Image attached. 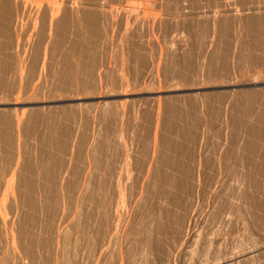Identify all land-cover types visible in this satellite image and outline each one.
Returning a JSON list of instances; mask_svg holds the SVG:
<instances>
[{"label":"rangeland","instance_id":"rangeland-1","mask_svg":"<svg viewBox=\"0 0 264 264\" xmlns=\"http://www.w3.org/2000/svg\"><path fill=\"white\" fill-rule=\"evenodd\" d=\"M26 1L0 25V264H264V62L245 27L264 0H98L102 34L72 21L61 44L80 45L77 85L52 42L75 0H37L61 8L43 48Z\"/></svg>","mask_w":264,"mask_h":264},{"label":"bare ground","instance_id":"bare-ground-1","mask_svg":"<svg viewBox=\"0 0 264 264\" xmlns=\"http://www.w3.org/2000/svg\"><path fill=\"white\" fill-rule=\"evenodd\" d=\"M18 1V0H17ZM24 1V0H23ZM30 1V0H29ZM28 1V3H30ZM36 1L37 0H35L34 2L36 3ZM41 1V0H40ZM45 1H49V0H45ZM45 1H43L44 3H45V6H43L44 8H46V5H47V9L45 10H43V8H42V6H40L39 5V2L37 3V7H39V9H40V7H41V9L43 10V14L41 15V17H42V21H41V24H42V26H40V28H41V30L39 29L38 31H40L39 33H40V35L38 34V36H36V37H38L39 38V36H40V41L38 42V44H40V42H43V37L46 39V37L45 36H47L48 37V34L47 33H49V36H50V34H51V32H46V30H48L49 28H51L52 27V25H51V27H49L48 29H47V27H48V25H50V21H52V18L53 17H56L57 15H58V13L56 12L55 13V10L57 9V10H59L60 11V6H56V5H54V3L52 4V5H50V3H48V4H46L47 2H45ZM67 1V2H66ZM65 1V5L68 3V2H70V1H68V0H66ZM19 2H20V0H19ZM26 4H27V1L25 0L24 1ZM24 2H22V3H24ZM32 2H33V0H32ZM31 2V3H32ZM33 2V3H34ZM42 2V3H43ZM73 2H74V0H73ZM15 3H16V1H15ZM22 3H19V4H14L13 2H12V0H0V25H1V23H4L3 21H5L6 20V22H11V20H14L15 19V17L17 16V15H19L18 13L20 12V10H22V9H24L23 7H25L24 5H23V7L22 8H20V6H21V4ZM44 3H43V5H44ZM70 3H72V2H70ZM77 3L78 2H76V0H75V2H74V6H75V4H76V8H78V5H77ZM82 3V0H80V3L79 4H81ZM97 3H98V0H84L83 1V5L82 6H85V5H90V6H92V7H90V6H88L89 7V9H88V7H80V8H78L77 10H76V8H74L73 9V7L71 8V11L69 10V8H70V6H69V8H67V7H64L65 9V11L63 12L64 14H63V16L62 17H59V15H58V18H59V20L58 19H56L55 21L57 22H55V21H52V22H54V23H56V27H55V29H56V32H55V35H56V40L57 41H52V42H55L58 46L59 45H61L62 43H63V41H65V40H63V38L64 37H66L67 36V39H69V33H68V30L70 29L71 30V28H69L70 27V22H72L73 21V23L75 22V27L76 28H72V30L71 31H69V32H71V33H73L74 31H73V29H75V34H73L74 36L76 35V37L77 36H80L79 34H80V30H81V26H85V27H87L86 29V31H88V32H90L89 34L91 35V36H94V37H97V36H99L100 34H102V32H101V24L103 25V23H101L102 21L100 20V18H101V15L103 14V13H107L106 12V8L107 7H105L104 5H99V3H98V5H97ZM69 4V3H68ZM68 4H67V6H68ZM73 4V3H72ZM20 5V6H19ZM27 5H29V4H27ZM31 5H34V4H31ZM31 5H29V6H31ZM39 5V6H38ZM29 6H27V8H29ZM36 6V4L34 5V7ZM98 6V7H97ZM34 7H33V9H34ZM96 7H97V9H96ZM30 9H32V6L30 7ZM29 9V10H30ZM36 9H38V8H36ZM40 9V10H41ZM24 10H26V9H24ZM40 10H37V11H39L40 12ZM41 10V11H42ZM28 10H26L25 12H27ZM33 11H35V12H37L35 9L33 10ZM45 11V12H44ZM24 12V11H23ZM34 12V13H35ZM39 12H37V13H35V17H37V16H40V15H36V14H38ZM50 13V14H49ZM8 14V15H7ZM39 14H41V12L39 13ZM57 14V15H56ZM15 15V16H14ZM24 15V14H23ZM49 16H51V18H48ZM17 18H19V16L17 17ZM21 18V17H20ZM38 18V17H37ZM11 19V20H10ZM40 19V18H39ZM48 19H51V20H49L48 21ZM102 19V18H101ZM18 20V19H17ZM17 20H16V22H17ZM38 19H36L35 18V20H33L32 21V25L29 23V25L32 27L33 26V24L35 25V22L34 21H37ZM54 20V19H53ZM226 20V19H225ZM229 20V19H228ZM31 22V21H30ZM39 22V21H38ZM49 22V23H48ZM128 22V21H127ZM126 22V23H127ZM230 22V21H229ZM220 23V22H219ZM16 24V23H15ZM40 24V25H41ZM230 24V23H229ZM245 24V23H244ZM17 25L18 24H16V28H17ZM36 25H39L38 23H36ZM105 25V24H104ZM228 25V22L227 21H225V22H223L222 23V27L224 28L223 30H225ZM53 26H54V24H53ZM73 26H74V24H73ZM83 26V27H84ZM2 27H3V24H2ZM20 27V26H19ZM23 27H25V26H23ZM22 27V28H23ZM27 27V26H26ZM25 27V28H26ZM39 27V26H38ZM245 27L248 29V33L249 34H251V35H254L255 37V40L257 41V43H258V46L261 48V52L263 53V57H261V62H264V19L262 18V16L261 15H257V14H255V15H252V16H250L249 18H247V21H246V25H245ZM15 28V27H14ZM33 28H34V26H33ZM54 27H52V29H53ZM19 29V28H18ZM17 29V30H18ZM24 29V28H23ZM27 29V28H26ZM29 29L30 28H28V31H29ZM36 29V31H37V27L35 28ZM35 29H33V31L35 30ZM219 29V28H218ZM14 30V29H13ZM20 30H22V29H20ZM51 29H49L48 31H50ZM227 30V29H226ZM246 30V29H245ZM24 31V30H23ZM28 31L26 32H22L24 35H25V33H26V35L28 34ZM32 33H33V31H32V29L30 30ZM52 31V30H51ZM73 31V32H72ZM83 31H85V29H83L82 31H81V33L83 32ZM15 32H18L17 34H19V31H16L15 30ZM87 32V33H88ZM22 33H20V34H22ZM32 33L30 34V32H29V34L31 35V38L29 39L28 37H27V39H29L28 41H29V43L31 42L30 40L32 39V38H34V37H32L33 35H32ZM34 33H35V31H34ZM45 34H47V35H45ZM84 34V33H83ZM82 34V35H83ZM71 35V34H70ZM250 35V36H251ZM27 36H29V35H27ZM249 36V37H250ZM72 37V35L70 36V38ZM75 37V38H76ZM25 38H26V36H25ZM37 38V39H38ZM50 38V37H49ZM48 38V39H49ZM74 37H72L71 39H73ZM74 38V40H76ZM36 39V38H35ZM54 39V38H53ZM65 39V38H64ZM25 40V39H24ZM33 40V39H32ZM73 40V41H74ZM78 40V39H77ZM247 40H249V38H247ZM246 40V42L247 43H249V41H247ZM23 41V40H22ZM68 41V40H67ZM70 41V40H69ZM68 41V42H69ZM82 41V40H81ZM245 41V40H244ZM251 41V40H250ZM252 41H253V39H252ZM256 41H254V42H256ZM24 42V41H23ZM26 42V41H25ZM37 42H36V44H37ZM48 42V41H47ZM72 42V40L69 42V43H71ZM78 42V41H77ZM83 42V41H82ZM17 43L19 44V42L17 41ZM27 43V42H26ZM26 43H25V45H26ZM29 43H28V45H29ZM32 43H34L33 41H32ZM45 42H43V44H44ZM50 43V42H49ZM44 44V46L42 45V48L43 47H46L45 45H50V44ZM253 43V42H252ZM23 44V43H22ZM22 44H20L21 45V47H23V49H21V50H23L24 52L27 50L28 51V49H31L30 47H33V45L32 44H30V45H32V46H27L28 47V49H26V50H24L25 48H24V44H23V46H22ZM68 43H66V45H65V42H64V44H63V46L65 45V46H68L67 45ZM72 44V47H68V48H70V49H68L66 52H65V50L67 49L65 46H64V48H66L65 50H64V48L62 49V45H61V50H63L64 52H65V54H64V52L62 51L61 52V50H60V52L61 53H63L62 55H63V67H64V69H65V71H63L64 73V76L62 77L61 75H59V76H61L62 77V79H61V81L62 80H64V78H65V83H64V81H63V83L66 85V84H69V83H71V80L72 79H74V81H75V83H73V80H72V83H73V85L74 84H76V80H77V78H76V76H78L79 77V74L78 73H80V69H81V67H82V65H81V67H79L80 69L77 71V75L74 77L73 75H74V72H75V70L76 69H78V66H79V62L78 63H76L75 62V60H74V58H75V55H72V54H75V53H73V51L75 52V48L77 47V45H76V47H75V44H76V42H72L71 43ZM71 44H69V46L71 45ZM216 44V43H215ZM17 45V44H16ZM249 46H250V48L252 49L253 47H251V45L250 44H248ZM257 45V44H256ZM19 45H17V47H18ZM38 46H40L41 47V45H38ZM52 46H53V44H52ZM56 46V45H55ZM78 46H80V45H78ZM254 46V45H253ZM20 47V46H19ZM18 47V48H19ZM39 47V48H40ZM54 47V46H53ZM60 47V46H59ZM59 47H58V50H59ZM56 48V47H55ZM73 48H74V50H73ZM246 48H249V47H247V45H246ZM57 49V48H56ZM56 49L54 50L55 51V53L54 54H56ZM78 49V48H77ZM32 50V49H31ZM36 50V49H35ZM37 50H38V52H40L39 51V49L37 48ZM250 50V49H249ZM22 51V52H23ZM26 51V52H27ZM33 51H34V48H33ZM23 52V54H25ZM36 53L35 52V55L36 54H39V53ZM59 52V51H58ZM57 52V58H60L59 60L58 59H55V61L56 60H58L59 62L58 63H60L61 62V53H60V57H58L59 55V53ZM250 52H251V50H250ZM28 53V52H27ZM34 54V53H33ZM52 54V53H51ZM250 54V53H249ZM249 54L246 56V57H248L249 56ZM253 54V53H252ZM32 55V54H31ZM35 55H32V56H34V58H35ZM71 55L72 56H74L73 57V60H74V62L76 63H72V59H70V58H72L71 57ZM214 55H215V53H214ZM254 55V54H253ZM26 56V55H25ZM24 55H23V57H24V59L26 60V57H25ZM250 56H251V54H250ZM249 56V57H250ZM262 56V55H261ZM246 57H245V59H246ZM27 58H28V56H27ZM30 58H31V56H30ZM33 58V57H32ZM77 58H79L78 56H77ZM251 58H253V56L251 57ZM255 58V57H254ZM80 59V58H79ZM83 59V58H82ZM249 59V58H248ZM247 59V60H248ZM260 59V58H259ZM31 61H32V59H30ZM77 61H78V59H76ZM27 61L29 62V59H27ZM26 61V62H27ZM212 61V60H211ZM249 61H250V59H249ZM57 62V61H56ZM30 63V62H29ZM31 63H33V62H31ZM36 63V60H35V62H34V64ZM62 63V62H61ZM56 64L57 63H55V65L54 66H56ZM30 65H32V64H30ZM75 65V66H74ZM58 66H61V65H58ZM84 66V71H85V73H84V76H85V74H86V68L88 67L89 68V66H87L86 67V65H83ZM95 66V65H94ZM31 67H33V65L31 66ZM57 67V66H56ZM86 67V68H85ZM90 67H91V65H90ZM58 68V67H57ZM87 68V69H88ZM92 68H94L95 69V67H93V65H92V67L90 68V69H92ZM55 69V68H54ZM59 69V68H58ZM61 69V68H60ZM59 69V70H60ZM63 69V70H64ZM75 69V70H74ZM54 71V70H53ZM59 73L60 72H62V70H60V71H58ZM88 72H89V70H88ZM90 72H91V70H90ZM89 72V73H90ZM93 73L95 72L94 70L92 71ZM207 72H209V71H206V73ZM53 73V72H52ZM88 73V74H89ZM62 74V73H61ZM87 74V75H88ZM208 75L209 74H211L210 72L209 73H207ZM206 74V75H207ZM86 75V76H87ZM90 75H92V74H90ZM72 76L74 77V78H72ZM80 77H82L81 76V74H80ZM80 77L78 78V79H80ZM55 78V77H54ZM75 78H76V80H75ZM85 78V77H84ZM56 79L58 80V77H57V70H56ZM82 79H83V77H82ZM81 79V80H82ZM87 80V79H86ZM79 81V80H78ZM55 82H58V81H55ZM83 82H85V80L83 81ZM61 83V82H60ZM63 83H61V85L60 86H64V84ZM79 82H77V84H78ZM80 83L81 84H83V85H80V86H83V87H85L84 86V83H82V81H80ZM58 84V83H57ZM76 84V85H77ZM75 85V86H76ZM14 86V85H13ZM69 86V85H68ZM68 86H65V90L64 91H67L66 89V87H68ZM79 86V85H78ZM20 87V86H19ZM52 87V86H51ZM11 88V87H10ZM22 88V87H21ZM20 88V89H21ZM69 88V87H68ZM53 89H55V88H53ZM12 90H14V89H12ZM8 91H9V89H8ZM69 91V90H68ZM11 92V91H10ZM250 98V97H249ZM81 99V98H80ZM247 99V98H246ZM33 100V99H32ZM71 100V99H70ZM29 101V100H28ZM30 103V102H29ZM32 103V102H31ZM2 117V116H1ZM6 117V116H5ZM262 118H264V117H262ZM38 119V118H37ZM9 121V120H8ZM13 121V120H12ZM262 121H264L263 119H262ZM38 122V121H37ZM36 122V123H37ZM172 123V122H171ZM172 127V126H171ZM260 131V130H259ZM258 132V131H257ZM257 132L255 133V136H256V134H257ZM260 133L261 132H259L258 134L260 135ZM3 136H5V138H6V135H2L1 134V136L0 137H2L3 138ZM49 137V136H48ZM47 137V138H48ZM52 137V136H51ZM50 137V138H51ZM58 137V136H57ZM57 137L55 138V139H57ZM1 138V139H2ZM5 138H3V139H5ZM50 138H49V140H50ZM0 139V140H1ZM52 140H53V138H51ZM5 140H9V139H5ZM5 140H3V143H4V141ZM57 140H59V138L57 139ZM57 140H53V141H55L56 143H58L57 142ZM54 142V143H55ZM1 144H2V142H0ZM61 143V142H60ZM52 144V143H51ZM57 145V144H56ZM61 146V145H60ZM62 147V146H61ZM36 149H38V148H36ZM38 151H40V149L38 150ZM32 154H34L33 152L31 153V155H30V158L32 157ZM36 154L38 155L39 153H37L36 152ZM34 156V155H33ZM36 156V155H35ZM37 157V156H36ZM35 157V158H36ZM29 158V159H30ZM31 160V159H30ZM32 161H33V159H32ZM31 161V162H32ZM35 161H36V159H35ZM30 162V163H31ZM58 160L57 161H54V165H55V167H56V165H58ZM29 164V162L28 163H26V166ZM33 164V162L31 163V165ZM36 164V162H34V165ZM30 165V164H29ZM28 165V166H29ZM37 166V165H36ZM36 166H34V167H36ZM39 167V166H38ZM28 168V167H27ZM30 170H31V166H30V168H29ZM33 169H35V168H33ZM37 169V168H36ZM35 169V170H36ZM35 170H34V172H35ZM39 169H37V171H38ZM32 172H33V170H31ZM1 172V171H0ZM37 174V173H36ZM35 174V175H36ZM36 177V179H37V176H34V178ZM29 179V178H28ZM33 179V178H32ZM35 179V180H36ZM24 180V182H25V179H23ZM27 180V179H26ZM36 182V181H35ZM34 182V179L33 180H28V181H26L25 183L27 184V187H28V190H30L29 191V193L27 192V196H28V199L27 198H25L26 199V202H27V200H28V205L29 206H31V207H35V206H38V205H36V202H39L40 200H38L37 198L36 199H34L35 198V196L33 195V194H35V193H32L31 192V190H34V188L36 187V189L35 190H37V189H39V187H40V185H39V187L37 186L38 184H39V182H38V184L34 187V185L36 184ZM35 183V184H34ZM74 185V184H73ZM34 187V188H33ZM26 194V193H25ZM24 194V195H25ZM105 195V194H104ZM123 198H125V196H122ZM104 199V198H103ZM3 200V199H2ZM36 200H38V201H36ZM106 200V199H105ZM120 200V199H119ZM125 201V200H124ZM177 201V200H176ZM101 202V201H100ZM41 203V202H40ZM39 204V203H38ZM48 204V203H47ZM118 204H119V202H118ZM122 205V204H121ZM40 206V205H39ZM51 206V205H50ZM100 207V206H99ZM30 208V207H29ZM36 208V207H35ZM2 210V209H1ZM103 214V213H102ZM105 215V214H104ZM171 215V214H170ZM3 216V215H2ZM2 219V218H1ZM171 219V218H170ZM28 220V219H27ZM4 221V220H3ZM2 221V222H3ZM81 221V220H80ZM107 222V221H106ZM161 222L160 221H156V229L159 231V232H161L162 230H163V226L160 224ZM78 224V223H77ZM80 226V225H79ZM103 226V225H102ZM3 227V226H2ZM1 227V228H2ZM48 229V228H47ZM0 232H1V230H0ZM50 232V231H49ZM2 234V233H1ZM2 236V235H1ZM93 237V236H92ZM0 239H1V237H0ZM53 240V239H52ZM66 240V239H65ZM48 241V240H47ZM155 242V240L152 242V244ZM44 244V243H43ZM97 244V243H96ZM5 245V244H4ZM148 245V244H147ZM146 245V246H147ZM153 245H155V244H153ZM152 247H154V246H152ZM32 248V247H31ZM70 249V248H69ZM262 250H264V247H262ZM28 251H31V250H28ZM32 251H33V253L31 252L30 254H31V256H32V258H34V260H35V257H34V255L36 256L37 254H34V253H37V252H34L35 251V249L33 250L32 249ZM71 252V251H70ZM33 254V255H32ZM249 254V253H248ZM38 256H40V255H38ZM38 256H36V257H38ZM244 256H247L246 254L244 255ZM244 256H241V257H244ZM239 257V256H238ZM31 258V257H30ZM31 258V259H32ZM247 258V257H246ZM37 260H39V259H41L40 257H39V259L38 258H36ZM239 259V258H238ZM33 260V259H32ZM33 260V261H34ZM36 261V260H35ZM233 261H236V259H235V257L234 258H232V259H229V260H227L226 262L227 263H230V262H233ZM239 261V260H238ZM52 262V261H51ZM41 263V262H40ZM231 264V263H230Z\"/></svg>","mask_w":264,"mask_h":264}]
</instances>
